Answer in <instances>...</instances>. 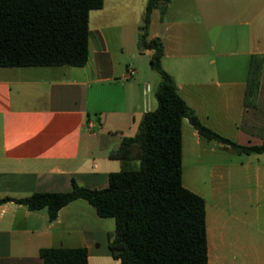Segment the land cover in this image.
Here are the masks:
<instances>
[{
    "label": "crops",
    "instance_id": "1",
    "mask_svg": "<svg viewBox=\"0 0 264 264\" xmlns=\"http://www.w3.org/2000/svg\"><path fill=\"white\" fill-rule=\"evenodd\" d=\"M130 2L104 0L102 8L90 12L89 57L83 66H0V197L65 191L72 179L105 188L109 174L122 168L109 154L156 108L160 82L151 71L153 50L138 51L141 23L138 14H126L133 12ZM199 8L197 0H171L163 18L155 9L149 38H161L162 66L204 124L237 143L262 144L264 0H228L227 12L233 14L228 53L215 52L216 40L208 43L214 53L199 52L208 37L199 36L191 14L186 16ZM92 15L98 20L91 21ZM224 55L228 62L218 66ZM144 57L148 67L142 72L137 60ZM203 140L208 139L185 117L182 180L206 200L208 262L264 264V152L213 163V186L206 193L184 171L185 156L196 166L201 151L213 152ZM115 228L114 217L100 216L84 198L63 206L54 220L47 208L0 203V264H46L43 247H87L88 264H122L109 248Z\"/></svg>",
    "mask_w": 264,
    "mask_h": 264
},
{
    "label": "trees",
    "instance_id": "2",
    "mask_svg": "<svg viewBox=\"0 0 264 264\" xmlns=\"http://www.w3.org/2000/svg\"><path fill=\"white\" fill-rule=\"evenodd\" d=\"M171 0H147L138 51L153 50L151 67L160 75L157 106L146 112L133 136L123 137L109 157L122 168L109 174L105 188L72 179L65 191L0 197L30 210L47 208L50 220L69 202L84 198L102 217H114L109 248L122 264H209L206 200L182 180V121L186 117L208 140L239 154L263 153L264 143L245 145L204 124L162 66L160 37L149 38L152 13L161 18ZM104 0H0V66H83L89 57L90 12ZM87 247H43L46 264H88Z\"/></svg>",
    "mask_w": 264,
    "mask_h": 264
},
{
    "label": "rangeland",
    "instance_id": "3",
    "mask_svg": "<svg viewBox=\"0 0 264 264\" xmlns=\"http://www.w3.org/2000/svg\"><path fill=\"white\" fill-rule=\"evenodd\" d=\"M130 1V0H129ZM147 0H131V4L133 5V12L132 13H126V14H138V20L139 22L142 24L143 23V17H144V13H145V5L144 3ZM198 5H200L199 9H196L195 11H191L188 12L186 14V16L190 15V19H192L193 23L195 24V29L196 32L199 33V36H202L204 39L207 40H203L201 41V47L199 52L201 53H214L213 51L209 50V42H212L213 40H216L217 42V49L215 50V52H219V53H228L230 50L229 47V43H228V38H227V34H228V29H229V22L232 20L233 14H230L227 12V8H228V0H197ZM212 6H214L215 8H212ZM218 11L217 13L215 11ZM156 11H154L155 13ZM96 13V12H94ZM216 14H218V16H216ZM157 15H159V12H157ZM153 18H156V15L153 14ZM231 18V19H229ZM98 17L96 15H92L91 21H97ZM207 22L211 29L210 31H207L206 29V23ZM189 25V24H188ZM191 27V26H189ZM194 29V30H195ZM193 30V29H192ZM193 30V31H194ZM195 32V31H194ZM139 33H140V29H139ZM139 33H138V37H139ZM143 53V52H142ZM214 57V55H213ZM228 58H230V56L228 55H224L222 57L218 58V66L220 65L221 67H223V65H225L228 62ZM140 59V58H139ZM143 59V61L141 60H137V64L138 66L141 68L142 72H145L146 67H148L147 63V58H141ZM205 59V58H204ZM128 59H126V56L124 57V61H123V70H127L126 65L124 64L125 62H127ZM203 60V59H202ZM199 64V63H197ZM151 66V65H150ZM165 66L166 67H170L171 64L169 63V60L166 59L165 61ZM201 66H205V62L201 61ZM197 66H193L192 69H196ZM199 68V67H197ZM153 71L154 75H156L157 79H160V75L156 70H151ZM179 73H176V76H178ZM181 74V73H180ZM146 76V74H144ZM184 76V74H183ZM126 132H130L128 128H126ZM227 137V136H226ZM205 141V143H207L206 145V149L207 151L210 148H213V152L209 151L208 153L205 154L204 151H201L200 154L196 157L198 158V160H196V166H195V161L194 158L191 160L187 158V156H185L184 159V171L186 173V169H187V173L190 176L191 180L198 186L200 187L204 192L206 193H210V189L211 186H213V181L211 179L210 173H211V168L213 163L214 164H225L226 159L228 157L230 158H236L237 153H232V152H227L225 150V148L223 149L221 147V142L217 141V140H211V141ZM202 147H205L202 146ZM200 149V148H199ZM217 153H216V151ZM216 156L215 159H213V161L211 162V157L213 158V156ZM193 165V167H192ZM189 168V169H188ZM209 197V195H208Z\"/></svg>",
    "mask_w": 264,
    "mask_h": 264
},
{
    "label": "built area",
    "instance_id": "4",
    "mask_svg": "<svg viewBox=\"0 0 264 264\" xmlns=\"http://www.w3.org/2000/svg\"><path fill=\"white\" fill-rule=\"evenodd\" d=\"M130 72L133 73V70H131Z\"/></svg>",
    "mask_w": 264,
    "mask_h": 264
}]
</instances>
